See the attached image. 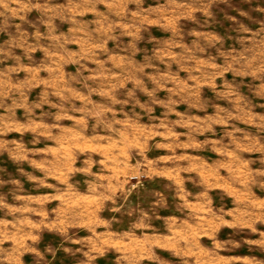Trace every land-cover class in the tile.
I'll return each instance as SVG.
<instances>
[{
  "label": "rangeland",
  "instance_id": "obj_1",
  "mask_svg": "<svg viewBox=\"0 0 264 264\" xmlns=\"http://www.w3.org/2000/svg\"><path fill=\"white\" fill-rule=\"evenodd\" d=\"M0 264H264V0H0Z\"/></svg>",
  "mask_w": 264,
  "mask_h": 264
}]
</instances>
